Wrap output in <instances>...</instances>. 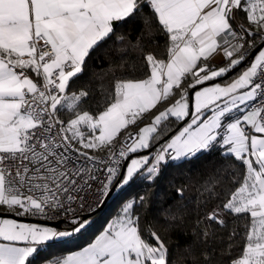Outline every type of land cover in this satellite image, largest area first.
<instances>
[{
    "label": "snow or ice",
    "instance_id": "snow-or-ice-1",
    "mask_svg": "<svg viewBox=\"0 0 264 264\" xmlns=\"http://www.w3.org/2000/svg\"><path fill=\"white\" fill-rule=\"evenodd\" d=\"M144 8L150 14L142 15ZM241 13L251 27L237 23ZM137 16L145 30L155 22L165 35L166 59L144 53L138 39L134 47L150 75L115 78L114 91L101 83L108 101L104 109L98 114L82 110L89 93L70 92V81L84 72L90 54L115 36L116 22ZM257 37L261 48L238 78L225 86H204L241 65ZM116 39L123 43L125 38ZM221 51L227 65L214 68L209 58ZM188 77L191 106L183 88ZM174 90L180 99L154 115L138 137L129 134L131 143L112 159L122 130L167 102ZM172 120L186 126L165 141L151 162L143 155L121 164L130 153L152 149ZM104 149L111 153V164L87 151ZM213 149L243 166L245 174L241 180L232 173L238 186L206 219L223 228L225 216L245 217V241L238 254L230 242L217 258L210 250L215 232L202 230L193 232L195 239L184 252L192 264H264V0H0V208L32 216H47L53 209L72 212L71 204L84 199L80 193L99 179L97 173L107 174L100 180L106 194L114 182L154 180L168 161L190 160ZM205 191L206 203L221 197L213 187ZM135 207V200L125 202L94 242L53 264H173L156 231L149 233L154 244L144 238ZM83 227L80 223L74 231ZM68 235L0 219V264H30L47 242ZM236 235L232 232L229 240ZM197 245H203L199 256Z\"/></svg>",
    "mask_w": 264,
    "mask_h": 264
},
{
    "label": "trees",
    "instance_id": "trees-1",
    "mask_svg": "<svg viewBox=\"0 0 264 264\" xmlns=\"http://www.w3.org/2000/svg\"><path fill=\"white\" fill-rule=\"evenodd\" d=\"M147 14H150V9L144 8L142 15ZM118 36L125 38L123 43L116 39ZM138 39L143 45L144 53L150 52L157 58L166 59V37L158 30L155 22L150 30H145L140 16L127 23L118 22L115 27V36L92 52L86 60L84 72L70 81V92L78 93L80 90H86L89 93L81 105L82 110H88L90 114H98L104 109L108 101L101 94V83L105 85L106 90L114 91L115 78L142 79L148 76L150 70L140 51L134 47ZM251 42L255 46L260 43L258 37ZM250 58L249 54L245 61L248 62ZM133 66H135V72L132 71ZM190 82H192L191 77H188L183 88L189 91ZM178 96L179 93L174 90V95L167 102L160 103L157 110L174 102ZM152 114L153 112L144 115L135 126L150 120ZM166 123L170 125L167 128V134L158 139L155 146L150 149L152 156L184 121L172 120ZM233 172H236L242 180L245 169L232 159L223 156L218 149L205 151L190 160L168 161L156 179L138 178L115 191L109 198L106 208L94 214L91 217L92 222L78 236L71 240L47 245L40 250L34 260L30 259V264L55 261L66 252L79 249L103 227L108 217L120 212L124 203L132 200L136 201L135 212L140 218L144 238L155 243L149 233L156 231L168 247L169 259L173 264H192V259L184 252V248L195 239L193 232L202 230L215 232L210 250H215L217 258L230 242L236 246L238 254L239 248L245 241V225L248 220L235 214L227 215L224 217L227 226L222 228L206 219L208 213L230 197L231 192L238 186L232 183ZM205 187H213L221 192L220 199L213 197L206 203L209 193L205 191ZM179 189L183 190L182 194L178 192ZM140 197H144L143 202H140ZM172 214H177L175 220L169 219ZM73 224V222L63 223L62 226ZM209 225H211L210 228ZM234 231L237 235L230 241L229 236ZM202 248L203 245H197V256Z\"/></svg>",
    "mask_w": 264,
    "mask_h": 264
},
{
    "label": "crops",
    "instance_id": "crops-1",
    "mask_svg": "<svg viewBox=\"0 0 264 264\" xmlns=\"http://www.w3.org/2000/svg\"><path fill=\"white\" fill-rule=\"evenodd\" d=\"M237 21L242 22L247 28L251 27V26L248 24V22L246 21V19L244 18V16H243L242 13L237 17ZM252 30H253V31L255 30L254 27L252 28ZM256 47H257V45L255 46V48H256ZM255 48H253V49H255ZM260 48H261V47H260ZM260 48H258V49L256 50V52H255L253 55H250L251 58L249 59L248 62H246V61L242 62L241 65H239L238 67H236L235 69H233L231 72H229V73H228L223 79H221V78H217L215 81L205 82V85H204V86H210V85L213 84V83H219V84H221V86H225V85L231 83L234 79L238 78V76H239L240 74H242V72L246 69V67L248 66L249 62L253 60L254 55L257 53V51H258ZM253 49H252V50H253ZM252 50H251V51H252ZM250 53H251V52H250ZM209 62H210V65H211L212 67H214V68H219V67H222V66H226V65H227V58H225V57L223 56V52L221 51V52H219V54L215 55L214 57H210V58H209ZM148 75H150V72H149ZM145 78H147V77H145ZM142 79H144V78H142ZM190 84H191V82H190ZM200 87H202V86H197V89H199ZM176 99H180V95H179ZM172 103H175V101L172 102ZM172 103L168 104V105L165 106L164 108H161V109H158V110H157V107L160 105V104H158L157 107H156L155 109H152L151 112H153V114L151 115L150 120H148V121L145 122V123H142V124H140V125L135 126V128H136V130H137V137H138V133H139L140 128L145 127V126H148V125L151 123V121H152L154 115L158 114L159 111H164V110L166 109V107L170 106ZM193 104H194V98L192 97V99H190V106L193 105ZM144 115H146V114H144ZM140 119H141V118H140ZM140 119H138L137 122H138ZM185 126H186V123L184 122V123H183V124H182V125H181V126H180V127L174 132V133H173V134H171L166 140H169L172 136L177 135V134L179 133V131H181L182 128L185 127ZM250 131H252V133L255 134V133H254V130H250ZM97 134H98V133H97ZM166 140H165V141H166ZM165 141L161 144V146H163V144L165 143ZM161 146H160V147H161ZM160 147H159V148H160ZM87 151H88L89 153H98L99 151L102 152V151H104V150H87ZM143 155H149V156H150V160H151L152 152H151V150H149V152H146V150H144V151L139 152V153H130V154H129V158H128V160H127L125 163L130 162V159H132V158H139L140 156H143ZM154 155H155V153H154ZM154 155H153V156H154ZM177 161H179V160H177ZM123 171H124V169H123ZM123 171H122V172H123ZM119 185H120V184L117 183V186H116L114 192L120 190V189L123 187V186H121L120 188H118ZM117 188H118V189H117ZM0 211H2V212H8V213H13V214L17 215L15 212L7 211L5 208H0ZM119 214H121V211H120V212H117V213H115V214H113V215H111L110 217H108V218L105 220V222H104V224H103V227H102L97 233H95V234L90 238V240H89L88 242H86V243H85L82 247H80L79 249H73V250H70V251L66 252L61 258L66 257V256H68V255H71L72 253H74V252H76V251H80V250H82L84 247H86L88 244L94 242L95 238H96L98 235H100V234L106 229L107 225H108L109 223H111V222H112V221H113V220H114ZM17 216L28 217V216H26V215H17ZM90 217H92V216H90ZM0 219H11V220H15L17 223L37 224V225H39V226H41V227H49V226H51V227L54 228V229L59 228V229H62V230H60V231H66V232H69V233H70V235H68V236H65V237H62V238H57V239H54V240H52V241H50V242H47L46 245H44V246L41 247V249L44 248V247H46L47 245H50V244H54V243L56 244V243L61 242V241H66V240H69V239L71 240L72 238H75L76 236H78V235L80 234L81 231L84 230V228H85L86 226H88V225L92 222V219H90V222L88 221L89 223L87 222V224L84 225V227L81 228L80 231L76 232V231H74V229L77 228V227H79V223H80L83 219H85L84 217H83L81 220H77V222L74 223L73 225H71V226H66V227H63V226H62L63 223H62L61 225L54 226V225H49V224L40 223V222H36V221L22 220V219H18V218L12 217V216H0ZM44 225H45V226H44ZM59 226H61V227H59ZM55 227H56V228H55ZM57 231H59V230H57ZM0 242H3V241H0ZM153 244H154V243H153ZM17 246H24V244H23V242H19V243L17 244ZM30 259H31V258H30ZM53 262H54V261H51V262L46 261V262H43L42 264H53Z\"/></svg>",
    "mask_w": 264,
    "mask_h": 264
},
{
    "label": "built area",
    "instance_id": "built-area-1",
    "mask_svg": "<svg viewBox=\"0 0 264 264\" xmlns=\"http://www.w3.org/2000/svg\"><path fill=\"white\" fill-rule=\"evenodd\" d=\"M237 23L243 24L240 21H237ZM244 27L246 26L244 25ZM129 134H131L132 136H137V130L135 128V125H129L128 128L122 130V132L116 138L112 147V151L116 152L117 156H113L112 159L118 158V152L122 145L131 143V140L128 139ZM89 154L95 155L98 159L106 161L109 164H111V161L109 159L111 153L108 151V149H104V151L100 153H89ZM123 162L124 160H121V164H123ZM97 175L99 176V179L95 182H92V187L85 188L84 191L80 193V196L84 197V199L83 200L78 199L73 204H71V207L73 209L72 212L65 213L62 209H53L48 211L47 216H32V215H26V216L36 219L47 220V221L60 220L62 221V223H72L74 219L75 221L81 220L86 213H89L92 210H94L96 207H98L106 195L103 193L100 180L105 179L107 174L106 172H104V173H97ZM81 204H83V207L80 206ZM65 207H68L67 202L65 203Z\"/></svg>",
    "mask_w": 264,
    "mask_h": 264
},
{
    "label": "water",
    "instance_id": "water-1",
    "mask_svg": "<svg viewBox=\"0 0 264 264\" xmlns=\"http://www.w3.org/2000/svg\"><path fill=\"white\" fill-rule=\"evenodd\" d=\"M117 24H118V22H116V25H117ZM260 47H261V43H259V44L257 45V47L251 51L250 55H253V54L256 52V50H257L258 48H260ZM192 92H193V90L190 89V90H189V96H190V99H192ZM146 152H149V150H146ZM125 162H126V161H124L123 164H125ZM121 171H123V168L121 169ZM116 186H117V183L114 182V183L111 185L110 189L107 191V193H106V195H105L103 201L101 202V204H100L98 207H96L94 210H92L91 212L86 213L83 217H84V218H87V217L93 216V215L96 214L97 212H99V211L105 209V208H106V204H107L109 198H110V197L112 196V194L114 193V190H115ZM0 216H12V217H15V218H18V219H22V220L36 221V222L45 223V224L54 225V226H58V225H61V224H62V221H60V220H56V221H47V220L36 219V218H31V217L17 216V215H15V214H13V213L2 212V211H0Z\"/></svg>",
    "mask_w": 264,
    "mask_h": 264
},
{
    "label": "rangeland",
    "instance_id": "rangeland-1",
    "mask_svg": "<svg viewBox=\"0 0 264 264\" xmlns=\"http://www.w3.org/2000/svg\"><path fill=\"white\" fill-rule=\"evenodd\" d=\"M259 50H260V49H259ZM259 50H258V51H259ZM258 51H257L256 54H258ZM256 54H255V55H256ZM255 55H254V56H255ZM253 59H254V57H253ZM120 187H121V184L119 185L118 188H120ZM118 188H117V189H118ZM90 219H91V217H87V218L83 219L80 223H84V225H86L88 221L90 222ZM89 222H88V223H89ZM80 223H79V224H80ZM44 226H45V225H44ZM49 227H51V226H49ZM51 228H52V227H51ZM55 228H56V227H55ZM56 230H59V231H60V230H62V229L57 228Z\"/></svg>",
    "mask_w": 264,
    "mask_h": 264
}]
</instances>
